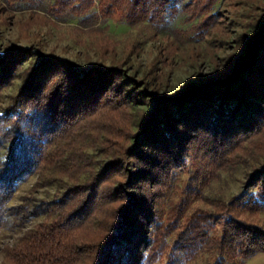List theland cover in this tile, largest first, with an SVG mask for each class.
I'll return each instance as SVG.
<instances>
[{"label":"trees","instance_id":"1","mask_svg":"<svg viewBox=\"0 0 264 264\" xmlns=\"http://www.w3.org/2000/svg\"><path fill=\"white\" fill-rule=\"evenodd\" d=\"M218 2L42 4L57 20L81 25L120 13L123 24L156 33L183 15L187 28L175 29L172 38L194 44L227 34L224 13L215 11ZM245 15L234 52L199 85L175 92L158 63L139 77L126 69L131 57L112 56L109 66L84 72L68 60L34 59L29 50L0 53V97L22 83L0 114V232L11 212L44 218L20 240L11 262L197 264L205 255L206 264H246L264 252V227L252 220L264 214V2L249 0ZM174 40L162 49L161 65L172 60ZM140 45L129 46L130 56ZM197 143L203 148L193 155L188 146ZM239 166L248 169L239 195L216 202L213 210L194 206L222 172ZM32 177L36 189L57 187L56 197L38 204L25 197L12 209L19 185ZM83 229L98 239L78 238Z\"/></svg>","mask_w":264,"mask_h":264},{"label":"rangeland","instance_id":"2","mask_svg":"<svg viewBox=\"0 0 264 264\" xmlns=\"http://www.w3.org/2000/svg\"><path fill=\"white\" fill-rule=\"evenodd\" d=\"M260 1L264 2V0ZM41 2L44 3V0ZM42 3L33 7L20 0L12 5H9L7 0H0L1 54L10 49L29 50L33 53L34 59L46 57L68 60L84 72L99 66H109L112 56L118 61L131 57L126 69L131 73L138 71L139 77L149 72L153 63H158L161 70L169 74L170 92L184 89L190 83L199 85L203 81L202 76L214 74L220 59L233 53L237 47V42L246 29L242 17L246 16L249 6V0H219L215 11L224 13L227 20L224 26L227 34L215 33L203 42L191 44L180 43L172 38L175 29L187 28L183 15H179L167 28L156 33V30L146 25L132 27L123 24L120 13H116L108 22H96L90 19L79 25L77 21L69 19L57 20L46 13ZM97 4L98 0L96 6ZM254 33V29L248 30L249 37ZM171 40L175 41L176 51L169 64L161 65V51L168 47V42H172ZM136 41L141 44V51L130 56L128 48ZM103 54L108 60L104 59ZM162 57L164 58L163 52ZM21 84V81H18L15 86L3 92L0 97V114L5 113L11 96L18 92ZM199 146L203 148L198 143L189 145L190 153L195 155ZM247 174L246 166L222 172L204 195L196 199L194 206L213 210L216 202L229 201L239 195L245 185ZM182 179L185 182L188 180L193 186L197 183L193 181V177L183 176ZM36 183L37 177L21 183L9 206L12 209L20 207L25 203V197L33 198L37 204L41 201H51L56 197L57 187L36 189ZM43 220L42 217L24 219L23 214L16 212L8 215L7 225L0 232V264H15L9 260L11 252L16 249L20 240L41 225ZM252 220L264 227V214ZM77 237L88 241L94 237L98 239V233L83 229L77 233ZM206 262L207 256L203 255L197 264H206ZM246 264H264V252L250 258Z\"/></svg>","mask_w":264,"mask_h":264}]
</instances>
